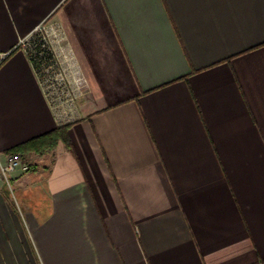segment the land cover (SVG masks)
I'll list each match as a JSON object with an SVG mask.
<instances>
[{
    "label": "crops",
    "instance_id": "crops-1",
    "mask_svg": "<svg viewBox=\"0 0 264 264\" xmlns=\"http://www.w3.org/2000/svg\"><path fill=\"white\" fill-rule=\"evenodd\" d=\"M45 22L86 81L50 101ZM62 58V56H61ZM0 264H264V0H0Z\"/></svg>",
    "mask_w": 264,
    "mask_h": 264
},
{
    "label": "built area",
    "instance_id": "built-area-1",
    "mask_svg": "<svg viewBox=\"0 0 264 264\" xmlns=\"http://www.w3.org/2000/svg\"><path fill=\"white\" fill-rule=\"evenodd\" d=\"M22 44L34 65L39 62L36 69L54 106L74 105L83 93L86 81L60 28L55 24L49 27L40 24L32 37L22 40ZM19 168L28 170L29 166L23 163L19 153H11L5 163L0 161V177L8 182L9 175Z\"/></svg>",
    "mask_w": 264,
    "mask_h": 264
},
{
    "label": "trees",
    "instance_id": "trees-1",
    "mask_svg": "<svg viewBox=\"0 0 264 264\" xmlns=\"http://www.w3.org/2000/svg\"><path fill=\"white\" fill-rule=\"evenodd\" d=\"M35 65L36 68H38L39 62L36 61ZM69 126V124L59 126L46 134L34 137L22 144L13 147L9 150V153H19L22 157L31 152L37 154H45L53 150L57 146L59 141H63L68 146H71L68 135Z\"/></svg>",
    "mask_w": 264,
    "mask_h": 264
},
{
    "label": "rangeland",
    "instance_id": "rangeland-1",
    "mask_svg": "<svg viewBox=\"0 0 264 264\" xmlns=\"http://www.w3.org/2000/svg\"><path fill=\"white\" fill-rule=\"evenodd\" d=\"M43 26L44 27H49L50 26V23L49 22H45V23H43ZM9 177H10V175H9Z\"/></svg>",
    "mask_w": 264,
    "mask_h": 264
}]
</instances>
